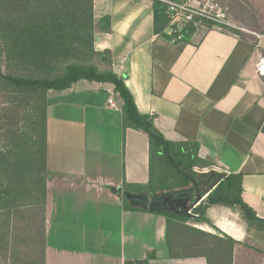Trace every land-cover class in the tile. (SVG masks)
Masks as SVG:
<instances>
[{
    "label": "crops",
    "instance_id": "obj_1",
    "mask_svg": "<svg viewBox=\"0 0 264 264\" xmlns=\"http://www.w3.org/2000/svg\"><path fill=\"white\" fill-rule=\"evenodd\" d=\"M154 1L94 0L96 24L109 18L111 25L95 31L96 51L111 60L99 68L125 79L138 111L154 118L166 141L198 145L207 166L240 175L244 203L264 219V0H216L251 11L247 29L261 35L257 46L245 28L204 25L169 41L154 32ZM46 178V264H126L151 252L150 264H207L170 258L163 215L126 210L123 191L152 196L149 136L123 129L114 85L81 80L48 93ZM206 217L237 242L233 264H264V230L221 206Z\"/></svg>",
    "mask_w": 264,
    "mask_h": 264
},
{
    "label": "trees",
    "instance_id": "obj_2",
    "mask_svg": "<svg viewBox=\"0 0 264 264\" xmlns=\"http://www.w3.org/2000/svg\"><path fill=\"white\" fill-rule=\"evenodd\" d=\"M154 32L178 42L196 26L171 27L166 6L154 1ZM204 26L213 27L211 23ZM109 32L110 19L96 24L94 0H0V264H46L47 109L50 91H65L81 80L110 83L122 100L123 129L149 136V193L180 191L191 185L194 167H208L198 157L199 146L166 141L153 117L142 115L123 77L112 70L108 53L95 49V31ZM172 29L170 35L166 33ZM104 58V59H103ZM98 63V64H97ZM211 177V183L215 181ZM138 192L142 187L136 186ZM211 206L241 215L264 230V219L242 199L241 176L231 174L197 207L196 217L172 211L166 219L170 258H205L207 264H233L237 242L213 227L206 217ZM126 210H135L126 202ZM207 224L217 234L195 227ZM145 260L126 264H150Z\"/></svg>",
    "mask_w": 264,
    "mask_h": 264
},
{
    "label": "built area",
    "instance_id": "obj_3",
    "mask_svg": "<svg viewBox=\"0 0 264 264\" xmlns=\"http://www.w3.org/2000/svg\"><path fill=\"white\" fill-rule=\"evenodd\" d=\"M166 6V12L170 18V26L173 28L178 27L182 28L188 24L194 26L203 25L205 23H211L217 27H231L228 22V9L221 6L216 0H158ZM263 68V67H262ZM260 68V70H262ZM262 72V71H261ZM109 105L114 109L118 110L119 108L114 103L112 99L109 100ZM196 169V168H195ZM218 172V171H216ZM228 173L223 172L220 174V177L217 178L211 183L210 190L203 191L201 188V181L198 182L201 193L203 194V201L198 203L191 211H189L188 216L196 217L193 214V211L199 207L203 202L207 201L210 191L216 187L218 182L222 179L227 178ZM212 177V176H211ZM199 179V178H198ZM190 192L195 195L194 185L191 183ZM193 203V202H192Z\"/></svg>",
    "mask_w": 264,
    "mask_h": 264
},
{
    "label": "water",
    "instance_id": "obj_4",
    "mask_svg": "<svg viewBox=\"0 0 264 264\" xmlns=\"http://www.w3.org/2000/svg\"><path fill=\"white\" fill-rule=\"evenodd\" d=\"M190 179L194 185L195 195L189 189L171 191L156 196L131 194L127 191H123L122 195L132 207H138L155 213L172 211L189 215V211L203 201V194L200 191L198 182L194 178Z\"/></svg>",
    "mask_w": 264,
    "mask_h": 264
},
{
    "label": "rangeland",
    "instance_id": "obj_5",
    "mask_svg": "<svg viewBox=\"0 0 264 264\" xmlns=\"http://www.w3.org/2000/svg\"><path fill=\"white\" fill-rule=\"evenodd\" d=\"M233 2H236V0H233ZM223 7L228 9V22L230 24L231 27H226V29H236L241 31V28H253V21H252V15H251V11L248 13V15H246V11L244 13V7H240L237 6L234 3V10L233 12L231 11L230 7L227 5H224ZM246 9V8H245ZM247 32H242V34L247 37V39H249L253 45L257 46L259 44V36H261L260 34H256L254 33V31H252L251 29H247ZM258 48V47H257ZM260 51V53H262V55H264V52L261 51L260 49H258ZM98 64V63H97ZM0 65L5 68V64L2 63V61H0ZM100 64H98L99 66ZM196 168V169H195ZM218 171V172H216ZM223 171L217 167L216 165H210L208 167L202 168V167H194L192 169V174L194 176H196L197 178H199V180L202 183V189L203 191H208L210 190V187H208V183L211 181V176L215 177V180H217L218 177H220V174H222ZM233 214L238 216L239 219H241V215L239 213H237L236 211H233ZM240 215V216H239ZM196 226V225H195ZM214 230V229H213ZM213 234H217L216 230L213 231Z\"/></svg>",
    "mask_w": 264,
    "mask_h": 264
}]
</instances>
